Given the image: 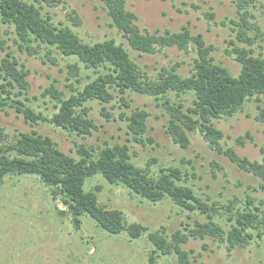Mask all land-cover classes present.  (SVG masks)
<instances>
[{
	"label": "trees",
	"instance_id": "16d2710c",
	"mask_svg": "<svg viewBox=\"0 0 264 264\" xmlns=\"http://www.w3.org/2000/svg\"><path fill=\"white\" fill-rule=\"evenodd\" d=\"M100 1L111 26L139 55L155 54L163 48L175 47L184 52L193 48L196 58L190 75L181 76L174 66L151 76L139 68L128 50L115 39L83 41L70 28L55 24L49 12L43 13L42 2L53 7L61 0H34L31 3L0 0V52L4 53L0 57V111L13 110L30 126L48 124L85 138L97 128L87 103L97 101L102 104L101 115L110 119L111 114L104 105L117 99L120 107L130 109L129 115L121 112L119 116L126 121L131 140L145 148L154 142L147 135L149 114L142 108H132L126 95L136 93L153 97L160 101L168 115L165 132L175 145L187 149L189 133L199 131L210 149L226 156L239 170L259 179V188L264 191V156L261 162L251 161L233 148H223L220 144L223 132L212 123V119L234 116L247 101L261 102L264 97V59L250 48L255 42V36L250 32L257 29L248 9L251 0H236L237 18L230 20L235 36L230 40L232 48L227 53L240 65L237 75L215 61L211 55L214 47L207 45L201 34L193 35L186 28L164 33L142 31L136 24V15L126 8L125 0ZM67 17L75 26L81 24L74 11L68 12ZM1 25L13 27V42L19 51L29 56H36L39 49H43L46 60L52 64L54 51L76 60V63L66 65L70 89L67 96L53 84L40 94L43 98L49 97L51 111L35 110L27 104L28 71L7 51ZM237 42L242 46L236 45ZM170 93L177 97L191 94V105L185 107L182 101H172ZM257 110L255 119L264 124V103L258 104ZM247 140L253 141L249 132L235 138L241 147ZM75 152L76 156L66 154L50 136L36 131L19 132L14 139H9L0 129V185L7 177H34L48 188L52 201L59 200L64 205L65 210L60 214L69 217L76 229L80 228L82 217H89L109 236L125 233L130 239H138L148 232V228L137 222L126 224L119 209L103 205L98 198L99 186L85 190L86 181L94 176L121 186L148 202L169 200L183 210L204 215V221L195 220L191 225L183 223L182 229L175 230L170 238L165 229L149 232L147 238L154 248L149 255L150 264H156L155 255L172 254L176 256L177 264H193L188 251L182 247L190 239L211 238L225 244L227 251L247 247L255 240L264 241V212L250 197L246 198L242 208L233 202L221 206L214 202L208 204L185 183L186 173L174 166H161L157 173H152L155 158L149 157L144 166H138L132 161L130 147L125 143L97 150L76 144ZM215 167L221 170L218 165ZM217 218L224 219L227 228Z\"/></svg>",
	"mask_w": 264,
	"mask_h": 264
},
{
	"label": "rangeland",
	"instance_id": "374dc122",
	"mask_svg": "<svg viewBox=\"0 0 264 264\" xmlns=\"http://www.w3.org/2000/svg\"><path fill=\"white\" fill-rule=\"evenodd\" d=\"M235 1L125 0V5L136 15V24L142 31L164 33L186 28L193 35L201 34L205 43L214 47L211 55L215 61L237 75L240 65L227 53L232 48L230 40H234L235 36L234 24L230 22L237 18ZM41 5L43 13L49 12L55 24L70 28L85 42L113 38L122 43L130 57L148 75L156 76L162 69L174 66H177L176 71L181 76L190 75L196 58L193 48L189 47L188 52L175 47L163 48L155 54L139 55L111 26L100 0H61L53 7L43 2ZM248 9L253 16L251 22L257 27L250 32L255 36L250 48L264 59V0H251ZM71 11L80 18V25L75 26L67 17ZM209 14L214 17L210 18ZM1 30L7 51L28 71L27 104L35 110L51 111L49 97L43 98L40 94L53 84L67 96L70 89L66 65L76 63V60L54 51L52 64L46 60L43 49H39L36 56H29L19 51L13 42L15 34L12 26L1 25ZM236 45L242 46L238 42ZM3 55L0 52V57ZM126 96L132 108H142L149 114L147 135L154 142L145 148L131 140L126 121L119 116L121 112L129 115L130 109L120 107L117 99L104 105L111 114L110 119L101 115L102 104L97 101L87 103L97 128L85 138L70 135L48 124L30 126L13 110L0 111V129L9 139H14L19 132L36 131L48 135L60 150L71 156H76V144L97 150L125 143L130 147L132 161L136 165L144 166L149 157L155 158L152 173H157L161 166H174L186 173L185 183L208 204L214 202L221 206L233 202L236 207L242 208L246 205V198L250 197L254 205L264 212V191L259 188V179L239 170L226 156L210 149L199 131L189 133L187 149L175 145L165 132L168 115L160 101L136 93H127ZM169 97L172 101H182L185 107L190 106L193 99L187 93L178 97L170 93ZM261 103H264V97H261V102L247 101L243 109L232 117L212 119L214 127L223 132L224 137L220 141L223 148H233L240 156L257 162H261L264 156V124L255 119L257 105ZM246 132L251 134L253 141L247 140L241 147L236 144L235 138ZM95 186L101 188L98 198L103 205L119 209L126 224L140 223L148 228V232L138 239H130L125 233L109 236L99 230L89 217H82L81 226L76 229L69 217L60 214L65 210L64 205L59 200L52 201L48 188L37 179L31 176L7 177L0 185V264H150L149 255L154 248L147 238L149 232L165 229L170 238L175 230L182 229L183 223L191 225L195 220H205L204 215L183 210L169 200L148 202L121 186L109 184L100 176L88 179L85 190ZM217 220L227 228L224 219ZM182 247L188 251L193 264H264V241L255 240L247 247H236L230 251L225 244L211 238L190 239ZM155 256L156 264H177L173 254Z\"/></svg>",
	"mask_w": 264,
	"mask_h": 264
}]
</instances>
